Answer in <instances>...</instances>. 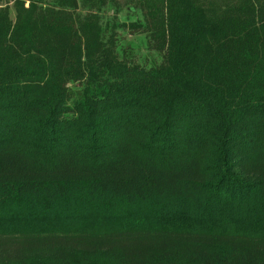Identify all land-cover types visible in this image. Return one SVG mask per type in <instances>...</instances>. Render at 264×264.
Returning a JSON list of instances; mask_svg holds the SVG:
<instances>
[{
    "label": "trees",
    "instance_id": "obj_1",
    "mask_svg": "<svg viewBox=\"0 0 264 264\" xmlns=\"http://www.w3.org/2000/svg\"><path fill=\"white\" fill-rule=\"evenodd\" d=\"M92 3H0V264H264V0H148L149 69Z\"/></svg>",
    "mask_w": 264,
    "mask_h": 264
},
{
    "label": "rangeland",
    "instance_id": "obj_2",
    "mask_svg": "<svg viewBox=\"0 0 264 264\" xmlns=\"http://www.w3.org/2000/svg\"><path fill=\"white\" fill-rule=\"evenodd\" d=\"M14 1L15 0H1L0 2L3 6H8L13 21L16 17ZM92 1L93 0H79V12L84 15L87 12L97 10L96 7L98 6H95ZM146 2H148V0H104L105 4L101 6L99 16L104 35L113 41L120 57L149 69L160 65L163 60V55L153 46L151 34L146 28L145 10L143 9ZM122 214L123 213L118 215L107 214L102 217H95L97 219L95 223H97L99 227H105L112 221H115V223H117V221L119 222ZM126 215L123 221L124 224L109 225L108 227L117 228L126 226L135 228L132 224H134L142 213H139L137 210L133 213V210H129ZM71 220L85 222L84 217L72 218ZM149 224L160 225L161 221L158 219H154L153 221L148 220V225ZM23 225L28 226V223H23ZM90 225H93V223ZM211 225L214 224L203 221L195 223V226L198 227Z\"/></svg>",
    "mask_w": 264,
    "mask_h": 264
}]
</instances>
